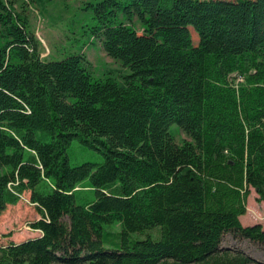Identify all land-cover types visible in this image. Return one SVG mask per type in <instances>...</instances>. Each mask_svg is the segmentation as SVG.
Here are the masks:
<instances>
[{"label": "trees", "instance_id": "16d2710c", "mask_svg": "<svg viewBox=\"0 0 264 264\" xmlns=\"http://www.w3.org/2000/svg\"><path fill=\"white\" fill-rule=\"evenodd\" d=\"M83 9L121 81L83 50L43 58L0 0V213L29 191L41 215L0 264H264L223 245H264L262 223L240 220L251 187L264 201V0ZM73 143L103 160L72 163Z\"/></svg>", "mask_w": 264, "mask_h": 264}, {"label": "rangeland", "instance_id": "374dc122", "mask_svg": "<svg viewBox=\"0 0 264 264\" xmlns=\"http://www.w3.org/2000/svg\"><path fill=\"white\" fill-rule=\"evenodd\" d=\"M17 11L27 14L32 30L40 43L43 58H62L71 51L83 50L92 62L94 74L99 78L108 75L121 81L130 72L120 61L108 56L99 42L93 41L85 24L92 22V12L84 10L89 0H4ZM197 40L198 35L194 32ZM240 80H237L239 82ZM173 132L178 142L186 135L177 126ZM72 163L86 160L101 162L102 155L94 148L73 143L69 148ZM16 204H8L0 213V244L13 239L20 241L34 237L38 230L30 225L41 217L35 204L29 201V191ZM246 213L240 217L243 224L262 223L264 227V201L258 198L253 187L246 199ZM224 246L241 248L254 258L264 261V245L249 240H236L226 235Z\"/></svg>", "mask_w": 264, "mask_h": 264}, {"label": "crops", "instance_id": "0c3cea01", "mask_svg": "<svg viewBox=\"0 0 264 264\" xmlns=\"http://www.w3.org/2000/svg\"><path fill=\"white\" fill-rule=\"evenodd\" d=\"M243 216V215H242ZM242 216H240V217H242ZM41 234V232L38 230V233H36L35 235H33L34 237L35 236H38V235H40Z\"/></svg>", "mask_w": 264, "mask_h": 264}, {"label": "bare ground", "instance_id": "6f19581e", "mask_svg": "<svg viewBox=\"0 0 264 264\" xmlns=\"http://www.w3.org/2000/svg\"><path fill=\"white\" fill-rule=\"evenodd\" d=\"M85 189V188H84Z\"/></svg>", "mask_w": 264, "mask_h": 264}, {"label": "built area", "instance_id": "2783aa9c", "mask_svg": "<svg viewBox=\"0 0 264 264\" xmlns=\"http://www.w3.org/2000/svg\"><path fill=\"white\" fill-rule=\"evenodd\" d=\"M23 197V196H22Z\"/></svg>", "mask_w": 264, "mask_h": 264}]
</instances>
